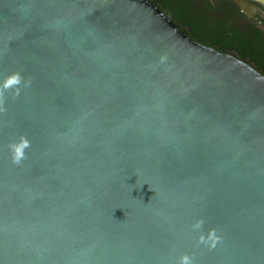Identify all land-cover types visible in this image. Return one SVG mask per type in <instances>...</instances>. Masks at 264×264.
Returning <instances> with one entry per match:
<instances>
[{
    "label": "water",
    "instance_id": "1",
    "mask_svg": "<svg viewBox=\"0 0 264 264\" xmlns=\"http://www.w3.org/2000/svg\"><path fill=\"white\" fill-rule=\"evenodd\" d=\"M13 71L31 83L0 111V264H264V75L247 59L151 0H0V84Z\"/></svg>",
    "mask_w": 264,
    "mask_h": 264
},
{
    "label": "trees",
    "instance_id": "2",
    "mask_svg": "<svg viewBox=\"0 0 264 264\" xmlns=\"http://www.w3.org/2000/svg\"><path fill=\"white\" fill-rule=\"evenodd\" d=\"M192 39L221 52L247 59L264 73V42L259 33H249L232 20L214 18L198 9L191 0H151Z\"/></svg>",
    "mask_w": 264,
    "mask_h": 264
},
{
    "label": "clouds",
    "instance_id": "3",
    "mask_svg": "<svg viewBox=\"0 0 264 264\" xmlns=\"http://www.w3.org/2000/svg\"><path fill=\"white\" fill-rule=\"evenodd\" d=\"M24 83V86L27 87L30 85L31 81H25L19 71H13L6 76L3 80V83L0 84V111H4V96L5 92L8 90L12 91L13 97L19 96L21 83ZM30 141L24 137L20 136L19 140L16 142H12L8 145L11 151V160L13 164H19L23 159L26 158L25 149L29 148ZM205 221L203 218L198 219L192 225L193 229L200 230L202 229ZM221 240V237L217 235L215 228H209L207 235H205L202 231L198 237V244H204L209 246L210 248H215L217 243ZM178 264H193V259L188 254H182L178 257Z\"/></svg>",
    "mask_w": 264,
    "mask_h": 264
},
{
    "label": "flooded vegetation",
    "instance_id": "4",
    "mask_svg": "<svg viewBox=\"0 0 264 264\" xmlns=\"http://www.w3.org/2000/svg\"><path fill=\"white\" fill-rule=\"evenodd\" d=\"M191 1L198 9L211 17L232 20L236 26L248 33L251 30L255 31V33H259L260 39L264 42V0H247L251 4L260 8L261 12H254L253 15L245 14L235 0ZM251 64L256 68L253 63ZM257 70L260 71L259 69ZM261 73L264 75L263 72Z\"/></svg>",
    "mask_w": 264,
    "mask_h": 264
}]
</instances>
